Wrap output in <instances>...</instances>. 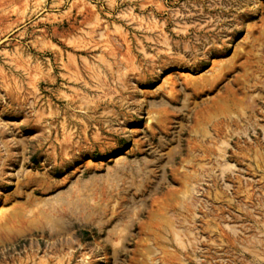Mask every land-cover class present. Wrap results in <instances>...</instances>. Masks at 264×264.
Returning <instances> with one entry per match:
<instances>
[{"label": "rangeland", "instance_id": "1", "mask_svg": "<svg viewBox=\"0 0 264 264\" xmlns=\"http://www.w3.org/2000/svg\"><path fill=\"white\" fill-rule=\"evenodd\" d=\"M0 264H264V0H0Z\"/></svg>", "mask_w": 264, "mask_h": 264}]
</instances>
